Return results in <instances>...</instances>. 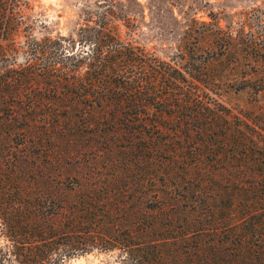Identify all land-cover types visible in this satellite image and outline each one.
Instances as JSON below:
<instances>
[{
    "label": "trees",
    "instance_id": "trees-1",
    "mask_svg": "<svg viewBox=\"0 0 264 264\" xmlns=\"http://www.w3.org/2000/svg\"><path fill=\"white\" fill-rule=\"evenodd\" d=\"M97 4L76 34L37 38L32 0H0V41L25 44L0 50V264H264V37L239 42L262 74L223 79L123 35L125 3ZM214 27L224 55L238 42ZM231 89L253 108L224 106Z\"/></svg>",
    "mask_w": 264,
    "mask_h": 264
},
{
    "label": "rangeland",
    "instance_id": "rangeland-1",
    "mask_svg": "<svg viewBox=\"0 0 264 264\" xmlns=\"http://www.w3.org/2000/svg\"><path fill=\"white\" fill-rule=\"evenodd\" d=\"M97 1L32 0L34 8L30 12L29 22L33 29L26 28L23 34L31 33L37 38H42L48 33L66 37L76 34L84 23L87 12L91 10L95 12L98 9ZM119 1L125 3L124 9L133 16L136 24L130 30L123 22L119 23L123 35L132 37L135 44L161 59L179 64L180 54L186 57L193 56L196 62L206 61L214 70L213 74L223 79L251 78L262 74L257 71L259 66L256 58L248 55L244 50V44L239 42L241 37L247 38L252 34L264 37V0ZM215 20L219 21V25L225 31L231 29L238 42L230 44L229 51L224 55L221 54L219 47L225 44H216L214 39ZM23 39L24 36L18 37L16 44L2 39L0 50L3 47L25 46ZM23 52L12 54L9 61L17 63L23 61ZM253 97L249 90L236 92L231 89L224 92L219 101L233 112L239 113L253 108ZM47 112H37L36 116L34 114L31 117V122L35 123ZM74 119L77 120L78 116H74ZM119 132L128 133L125 130ZM97 147L101 148V145L89 140L78 146L86 151L95 150ZM137 172L141 171L135 166L129 174L135 178ZM116 261V252L93 250L89 253L76 254L64 264H112L117 263Z\"/></svg>",
    "mask_w": 264,
    "mask_h": 264
},
{
    "label": "water",
    "instance_id": "water-1",
    "mask_svg": "<svg viewBox=\"0 0 264 264\" xmlns=\"http://www.w3.org/2000/svg\"><path fill=\"white\" fill-rule=\"evenodd\" d=\"M22 58H24V57H22Z\"/></svg>",
    "mask_w": 264,
    "mask_h": 264
}]
</instances>
